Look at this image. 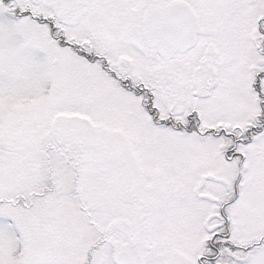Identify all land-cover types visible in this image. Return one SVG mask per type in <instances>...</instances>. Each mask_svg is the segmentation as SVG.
<instances>
[{
    "label": "snow or ice",
    "instance_id": "obj_1",
    "mask_svg": "<svg viewBox=\"0 0 264 264\" xmlns=\"http://www.w3.org/2000/svg\"><path fill=\"white\" fill-rule=\"evenodd\" d=\"M0 264H264V0H0Z\"/></svg>",
    "mask_w": 264,
    "mask_h": 264
}]
</instances>
